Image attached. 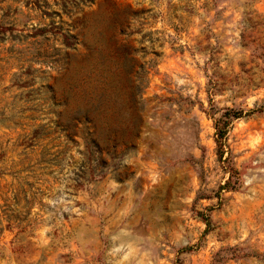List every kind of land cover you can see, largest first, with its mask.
<instances>
[{"label":"rangeland","instance_id":"1","mask_svg":"<svg viewBox=\"0 0 264 264\" xmlns=\"http://www.w3.org/2000/svg\"><path fill=\"white\" fill-rule=\"evenodd\" d=\"M66 96L128 130L113 171L62 134ZM0 170V264H264V0H0Z\"/></svg>","mask_w":264,"mask_h":264},{"label":"trees","instance_id":"2","mask_svg":"<svg viewBox=\"0 0 264 264\" xmlns=\"http://www.w3.org/2000/svg\"><path fill=\"white\" fill-rule=\"evenodd\" d=\"M64 44L69 52H73L76 50V46L78 44V38L76 35L67 32L63 36ZM67 62V70L70 71L73 68V59L71 55L65 59ZM217 78V77H216ZM211 79V77H210ZM142 89V86L139 85V91ZM210 89L208 88V93ZM101 101L105 99V94L101 93L99 95ZM57 93H55L53 99L57 100ZM212 102V100H210ZM64 111H69V114L65 120L61 119L60 123L62 124L63 133L66 134V139L68 142H77V139H80L86 148L85 161L83 162L85 170H88L91 176H102L113 169L105 168L104 162L100 165L103 167L101 169H97L94 165L104 158L102 154V145L109 143L112 138L118 134H123V138L128 135V130L123 129V131H119L116 128H112L110 126L107 127L106 131L101 132L100 127L98 125L97 119L94 115L96 110H100V105H94L95 108H79L77 110L70 112V98L68 96L65 97L64 103ZM206 114L214 120V127L216 130V143L218 145V152L220 153V158L223 160L225 156V146L227 144L228 133L230 131L232 123L243 117L244 111L237 109H227L225 113L220 118H215V115L210 111H206ZM64 117V115H62ZM82 128V129H80ZM137 137L138 130L135 129V133L133 134ZM124 149L120 152L109 151L107 156H109L112 160H117L119 162L124 161V159L129 156L131 152L134 151L135 142L134 140H124L123 143ZM104 161V160H103ZM226 163H229L228 172L231 175L230 180L226 183L225 189L227 190H235L236 188L233 186V178L238 175V171L234 169L233 165L230 164V160L226 158L224 160ZM0 170V174H1ZM86 173V172H85Z\"/></svg>","mask_w":264,"mask_h":264}]
</instances>
